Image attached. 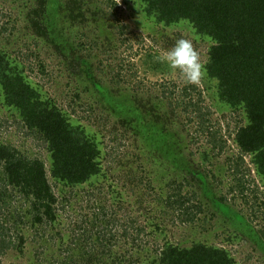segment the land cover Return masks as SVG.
<instances>
[{
  "label": "rangeland",
  "instance_id": "374dc122",
  "mask_svg": "<svg viewBox=\"0 0 264 264\" xmlns=\"http://www.w3.org/2000/svg\"><path fill=\"white\" fill-rule=\"evenodd\" d=\"M58 1L45 0L47 36H56L67 54L76 50L77 60H66L42 35L33 33L27 16L37 0H0V25L5 23L0 51L20 61L42 95L70 120L98 132L96 139L107 153L101 191L110 183L120 197L105 202L103 218L99 209L104 202L98 200L102 196L94 187L55 189L57 219L33 226L27 202L6 196L0 203V224L9 246L0 247V264H38L37 259L42 264H88V255L82 252L85 247L92 253L89 264H157L155 251L164 244L187 246L193 241L224 247L236 264H264V179L249 156L234 165L238 149L232 137L237 123H244L241 115L218 102L212 88H206L204 76L194 85L203 91L198 95V90L157 60L176 40L185 38L205 63L212 42L185 21L169 27L152 24L123 0H113L116 7L111 0H83L84 17L75 19L62 12ZM90 79L101 80L111 96L136 105L158 130H166L167 136L158 141L164 144L165 154L134 134L137 122L119 123L120 117L91 90ZM184 86L188 87L185 93ZM18 119L0 101V142L30 158L45 159L44 145L26 136L27 130L18 128ZM218 140L224 141L221 149L223 142ZM171 149L181 162L166 156ZM127 169L142 178L132 190L116 181ZM241 173L242 191L237 186ZM179 185L182 194L190 197L183 207L197 204L202 209L194 223H182L180 209L164 205L165 194ZM222 204L228 211L222 210ZM108 218L114 223L106 226Z\"/></svg>",
  "mask_w": 264,
  "mask_h": 264
},
{
  "label": "trees",
  "instance_id": "16d2710c",
  "mask_svg": "<svg viewBox=\"0 0 264 264\" xmlns=\"http://www.w3.org/2000/svg\"><path fill=\"white\" fill-rule=\"evenodd\" d=\"M59 1L60 9L69 18L84 17L81 9L83 0H61L62 3ZM114 1L111 0L116 7ZM123 2L138 8L142 17L153 22L152 24L169 27L185 21L197 35L212 42L207 49V59L204 63L203 76L208 83L206 88H212V94L218 102L238 112L244 121L237 123L232 137L238 149L234 165L244 162L243 157L249 156L257 174L264 179V0H123ZM44 12L45 0H37V5L31 8L27 16L33 33L42 35L66 60L71 57L77 60L76 50L71 49V54H67L64 52L65 45L58 42L56 36H47V26L50 25L48 19L43 17ZM4 25V22L0 25V32ZM61 27L64 25L61 24ZM25 70L26 67L20 61L11 60L0 51V101L4 106L12 108L19 118L16 122L18 128H25L26 136L44 145L47 157L43 160L37 157L30 158L15 146L0 142V203H5L6 196L7 199L22 198L27 202V212L32 225H49L57 219L59 211L55 189L61 192L66 187L71 190L90 185L102 196L103 201L99 198L98 200L104 202L99 209L103 216L107 209L105 202L119 199L120 193L110 183H106L105 191H101L104 183H100L99 180L105 176L102 175L103 156L106 157L107 153L96 139L98 132H90L79 123H75V120H70L69 115L51 98L42 95L38 85L27 77ZM100 82L99 79H90L91 90L99 95L100 103L113 115L120 117L119 123L137 122L134 134L143 140H150L149 143L155 146L154 150L159 148L165 154L164 144H158V141L167 136L166 130H158L136 105L133 107L118 97L111 96L106 85ZM190 88L198 90L194 85H190ZM186 89L188 87H182L183 93ZM201 92L203 91L198 90L197 94L200 95ZM162 95L165 96L164 93ZM146 105H149V100ZM143 118L147 120L142 121ZM203 122L201 121L202 125ZM218 141L223 142L219 146L221 149L224 141ZM175 152L173 149L168 150L166 156L172 158L174 162H179L180 159ZM122 176L116 181L126 187L130 186V190L142 179L140 176L136 177L135 172L131 170L127 173L125 170ZM242 177L241 173L237 178L240 191L243 190ZM96 182L99 184H95ZM170 183L171 181L168 185ZM64 198L66 201V197ZM138 200H141V196ZM187 200H190V197L182 194L179 185L172 193L165 194L164 205L180 209L182 223H194L202 209L197 204L183 207ZM60 206L64 208L63 205ZM221 208L228 211L229 207L222 204ZM104 222L106 226L114 223L110 218ZM19 238L23 240L22 237ZM79 240L86 244V239ZM4 242L3 227L0 224V247L9 246L6 242L3 244ZM90 251L91 249L87 247L82 249V252L88 255L86 259L88 264L93 261ZM155 252L157 264H236L230 252L224 247L201 241H193L187 246L166 243ZM37 262L42 264L39 259Z\"/></svg>",
  "mask_w": 264,
  "mask_h": 264
},
{
  "label": "clouds",
  "instance_id": "9594fccd",
  "mask_svg": "<svg viewBox=\"0 0 264 264\" xmlns=\"http://www.w3.org/2000/svg\"><path fill=\"white\" fill-rule=\"evenodd\" d=\"M157 60L167 65L170 71L178 73L186 84L200 83L205 72L200 53L194 48L190 39L176 40L171 49L157 56Z\"/></svg>",
  "mask_w": 264,
  "mask_h": 264
}]
</instances>
